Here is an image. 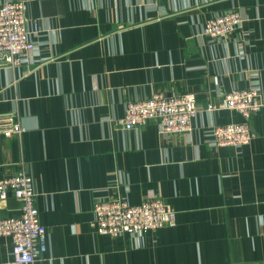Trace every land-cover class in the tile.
Returning a JSON list of instances; mask_svg holds the SVG:
<instances>
[{
    "label": "crops",
    "instance_id": "1",
    "mask_svg": "<svg viewBox=\"0 0 264 264\" xmlns=\"http://www.w3.org/2000/svg\"><path fill=\"white\" fill-rule=\"evenodd\" d=\"M20 1L38 31L28 61L0 65V122L22 127L0 132V178L29 171L48 230L47 251L24 264H264V106L238 147L217 145L213 129L244 117L207 109L234 88L264 101V0ZM233 10L241 29L203 34ZM189 92L190 131L116 123L131 101ZM119 198H161L176 223L99 233L94 203ZM20 213L13 195L0 200V218ZM12 248L1 236L0 264H20Z\"/></svg>",
    "mask_w": 264,
    "mask_h": 264
},
{
    "label": "built area",
    "instance_id": "2",
    "mask_svg": "<svg viewBox=\"0 0 264 264\" xmlns=\"http://www.w3.org/2000/svg\"><path fill=\"white\" fill-rule=\"evenodd\" d=\"M244 17L239 11H229L206 21L203 34L212 37L226 36L243 27ZM38 24L29 28L24 1L10 0L0 4V65H21L28 61L34 49L33 35ZM264 106L261 92L256 88H234L224 99L210 102L208 110L231 109L244 117L242 122H232L214 127L217 145L242 146L251 143L255 134L249 124L250 117ZM199 112L195 93L155 94L148 99L131 101L125 113L116 120L119 127L130 130L150 119L158 122L163 134L186 132L192 129ZM22 127L12 121L0 122V132H20ZM13 195L21 205L19 215L0 218V237L13 241L14 262L34 263L48 249V230L41 222L36 204L34 180L27 169L0 178V200ZM92 224L101 234L118 236L124 233L155 231L176 223L174 207L161 198H152L138 205L124 199L99 200L94 203Z\"/></svg>",
    "mask_w": 264,
    "mask_h": 264
}]
</instances>
